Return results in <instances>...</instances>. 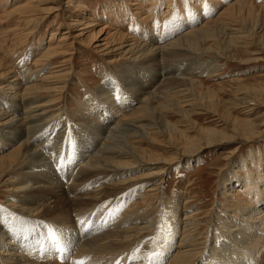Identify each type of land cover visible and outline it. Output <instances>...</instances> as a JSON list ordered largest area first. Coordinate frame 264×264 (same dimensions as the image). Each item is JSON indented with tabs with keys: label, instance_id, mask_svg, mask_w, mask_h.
<instances>
[{
	"label": "rangeland",
	"instance_id": "rangeland-1",
	"mask_svg": "<svg viewBox=\"0 0 264 264\" xmlns=\"http://www.w3.org/2000/svg\"><path fill=\"white\" fill-rule=\"evenodd\" d=\"M139 1L46 0L42 3L41 1L34 3L30 1L33 8L32 16L37 20L28 22L26 14H11V12L19 5L20 7L27 5L29 0H0V60H2L8 71H11L12 75L10 74V77H16L19 84L16 99H12L18 105V108L10 110L8 109L10 105L5 103L10 96L9 93L5 95L7 85L5 79L7 77L0 80V105L2 106H0V111L4 110L22 119L28 116V112L23 108L31 110L42 104L44 113L49 115L50 130H48V127L40 135L46 148L37 149L42 155L43 161L28 158L26 161H30L29 167H32L30 171L42 173L50 170V172H56L61 178L65 189H67V187H72V177L76 176L83 167L90 165L92 159L90 157L102 147V143H98L99 145L93 143L94 148L92 146L86 148L84 146H87L88 143L83 141L94 139L93 141L100 142L103 136L99 137L89 133L90 125H87L89 127H82L81 130L78 129V126H74V128L72 126L62 127L60 133L54 127L57 122L61 124L62 118L67 119L70 116L71 120L77 119L72 115L77 110L82 117L88 116L89 113L84 112L82 108L85 107L90 95L96 98L95 107L101 104L100 107L103 108L97 107L96 109L94 105L92 106L98 114L99 112L104 114L105 110L114 107L121 109V115L117 118L118 125L116 126L117 123L109 125L104 131L108 136H105V139L115 137L113 142L119 145H124L128 135L120 132L117 127L121 128L122 120H128L133 112L138 111L137 108L139 109L144 105V94L148 93L146 98L154 96L158 99L161 96L153 104L158 108L156 116L160 118L159 123L162 126L159 123L154 124L153 120L148 128L144 131L139 130L140 133L138 132L142 138H145L144 142H140V148L148 156L159 157V161L148 163L145 160L144 164L139 162L127 171V178H124L125 180H132L140 176L149 177V183L142 186L144 187L140 192L142 198L136 203L133 202L134 197L132 198V196L126 194L122 207L113 205L112 207L97 208L91 214L77 219L82 239L80 241L78 239L74 240L70 232L67 236L57 235L53 242L57 246L58 243L62 244L64 250L63 246L67 244L70 250L67 247V251H61L60 248L56 251L54 259L60 264L61 261L72 258L74 253L72 252L74 250L73 241L78 245H82L86 240L98 238L101 234L114 229L119 222L124 227V221H120L124 213V207L130 210L129 206L134 203L133 205L135 207L137 205L140 214L151 215L149 221H147L149 223L146 222L144 225L152 224V227L149 225L150 230L146 231L143 236L138 239L132 238L135 239L132 243L119 248V252L116 253L120 256L119 260L128 252H138L139 261L133 264H171L179 250L184 249L178 247L184 239L185 230H191L193 235L189 237V239L191 238L189 241L195 242L198 246H195L194 251H190H193L195 255L199 253L193 264H204L206 261L205 258L202 259L203 253L206 249L209 251L210 248L215 247L217 250L219 249V254H212V260L215 261L219 256L220 264L222 258L225 262L223 264H260L254 258L257 251L252 244L254 239L250 240L251 237H248V235H254L255 227H251L253 234L251 232L249 234L244 228L245 225L241 216L246 211L244 206L251 208L258 204V197L248 196L247 191L242 192L239 188L225 190L223 180L224 177L227 180L232 178V172L235 169L238 170L237 168L242 161L244 169L237 171L241 179L251 174L255 181L252 180L249 184L254 187L259 184L260 179V185L264 180V0H244L247 8L243 14H238V21H235L236 16L229 18L226 15H221L223 11H226L238 0H210L221 4V6L217 10L207 12L206 15H199L189 21L186 20L189 0ZM198 1H200L198 2L200 8L202 5L205 6L204 3L209 0ZM134 2L139 3L137 7L133 6ZM50 7L52 9L56 7L62 9L59 16H56L57 14L47 15V10ZM238 8H236V12H238ZM180 14L183 16L180 17ZM89 17L91 20H88ZM171 17L174 18L171 19ZM217 17L223 20V24L220 23L219 32L215 38H203L201 44L195 48L182 47L190 51L182 50L181 47L167 51V54L163 55L164 57L158 58L159 62L156 65L141 61H136L139 62L136 63L135 60L133 62V59L128 57L131 55L124 53L125 50L103 51L102 55L93 51L97 39L101 41L107 39L115 45L121 43L123 36L136 40L143 45L151 46L154 41L153 38L149 39L148 36L144 38L141 30L149 27L157 30L155 35L160 36L167 30L168 23L178 19L177 24L179 27H176L177 24L173 27V30L177 31L170 34L167 41L159 44L160 46L167 45L169 41L183 37V34H186L192 23L196 25V28H200L205 22L218 19ZM73 22H76L75 25H72ZM155 26L157 27L155 28ZM102 29L104 30L103 34L98 37L97 35ZM60 39H63L60 44L65 46V49L57 48V52L50 54L49 57L53 54L66 52V55L70 54L69 58L59 54L56 59H49L48 63L40 62L44 50L52 43H55L53 47L58 45ZM110 44L112 45V43ZM124 55L127 56L124 57ZM61 64L64 65L61 71L63 72L61 73L62 78H60L64 80L65 84L63 92L44 91L42 95L26 94L25 89L31 85L43 82L47 85L57 80L55 78L44 80V77L49 78L58 75L60 72L57 67ZM42 69L44 70L41 74H36ZM164 69L167 70L168 74L165 77H160L159 72ZM201 69H205L207 73H197ZM64 73L66 74L64 75ZM26 77H32V79ZM98 91L104 93L105 96L100 93L97 94ZM108 95L109 97H107ZM51 99L57 101L47 105ZM133 100H139L134 103V110L129 109V106L134 102ZM105 117L103 116V118ZM247 121L254 122L252 133L250 132L252 127L246 125L250 123ZM140 125L142 124H138V126ZM159 125L163 133L159 132L161 131ZM163 125L165 126L164 130L162 129ZM143 132L149 134L146 135ZM211 134H215L218 139L215 146L208 145V141H206V138ZM59 137L62 139L59 140ZM224 137L230 140L228 139L224 143L219 142ZM190 139L197 140L198 142L195 141L197 142L195 144H199L201 149H206L195 153L196 155L182 156L183 148L189 145L187 140ZM87 150L89 153H86ZM189 157H192L190 163L187 160ZM31 161L37 163L32 164ZM38 161L41 167H39ZM165 165H168L167 167H170V169L161 179L150 177L151 174L163 170L162 166ZM22 170L18 168L15 170L16 173L5 178L0 184V206H5V208L7 205L12 206L13 201L20 196H14L18 191L14 188L12 182H21L19 176L23 174ZM111 180H107L106 183H111ZM228 182L226 181V183ZM135 183L138 184V181H135ZM28 184V187L23 186L31 188L32 183ZM152 184L157 188L154 191L150 189ZM260 185L259 189L261 188ZM94 188L92 187L89 191ZM18 207H20V204L17 205V209L20 211L21 209ZM8 208L11 212V207ZM16 217L20 219V222L15 226V229L21 233L14 236L15 242L21 239V249L23 250L25 247V250H30L34 248L32 242L38 241L36 237L39 232L47 231L43 228L48 227L42 225L41 231L30 230L29 225L23 222L27 221L25 217L22 215ZM164 218L166 219L164 220ZM237 224L242 225L245 235L240 232L241 235L231 240L233 237L231 230L236 228ZM165 226H169L171 232L175 234L171 243L160 232V230L163 231ZM129 227L130 225L127 224L124 229ZM190 228H194V230L192 231ZM15 229L13 232H15ZM244 238L249 239L247 244L250 242L251 244L247 247L236 246V248L235 245ZM6 241L0 244L1 264L4 263L3 260L6 258H11L6 256L8 253L4 254V251L14 249L12 252H16L15 246L2 247ZM219 244L220 247H218ZM234 248L241 249V255L239 250L235 251ZM189 249L191 248L186 247L184 251ZM17 254L18 258L22 256L21 252H16ZM244 254H250V257L242 259ZM261 254L263 253L259 255ZM238 255H240V258ZM40 256L41 260L49 258L44 252H41ZM234 259H242V261L233 262ZM210 263L212 264V262ZM261 264H264V262Z\"/></svg>",
	"mask_w": 264,
	"mask_h": 264
},
{
	"label": "bare ground",
	"instance_id": "bare-ground-1",
	"mask_svg": "<svg viewBox=\"0 0 264 264\" xmlns=\"http://www.w3.org/2000/svg\"><path fill=\"white\" fill-rule=\"evenodd\" d=\"M30 1L33 3L37 2V1H41V3H42V1L45 2L46 0H37V1L36 0H33V1L29 0V3L27 5L25 4L21 7L19 5L18 8H15L11 12V14H17V13H20V14L22 13V15L26 14V17L28 18V20L27 19L26 20L28 22H31V20H33V21L37 20V18L32 16V14H33L32 9L33 8H32ZM136 1L140 2L139 0H136ZM198 2H200V1H198V0L190 1L189 0L188 5H187L186 20L189 21V20H192L193 18L198 17L199 15H206L207 12L210 13L211 11L217 10L221 6V4H219L215 1L209 0V1H206V3H204L205 6L202 5L199 8ZM138 4L139 3L134 2L133 6L137 7ZM237 7H239L238 12H236ZM246 8H247V6L245 5V1L244 0H238V2L234 3L226 11H223V13L221 15L222 16L226 15L229 18L231 16L232 17L236 16L235 21H238L239 20L238 14L239 13L243 14L245 12ZM61 10L62 9H60L59 7H56L55 9H52L50 7L47 10V12H48L47 15H53V14L56 15L57 14L56 16H59V14H60L59 12ZM177 12H178V10H177ZM181 14H180V17L183 16V15L181 16ZM172 18H174V17H171V19ZM20 19H22V18L20 17ZM88 20H91V18L89 17ZM222 22H223V20H220L219 18L215 19V20H210V21L205 22V24L200 28H196V25L192 23L193 25L191 24V27H188V31L186 32V34H183V37L177 38L175 40H171L168 42L169 44H167V45L160 46L159 44H161V43H163L169 39L168 36L170 34L177 31V30H173V27L178 23V19H176V20H172L170 23H168V25L166 26L167 30L160 36L155 35V31H157V30L150 29L149 27L141 30L144 38L147 36L149 37V39L153 38V40H154L152 42L153 46L152 45L150 46L147 44L143 45L142 43H140L136 40H133V39H130V38L123 36L121 43L115 44V45H113V42H110L107 39H103L102 41L97 39V41L94 43L95 47H93V51L97 54L102 55L103 51L110 52L113 50H116V51L125 50L124 53L127 55H131L128 57L133 59V62L135 60V62L136 61L150 62L151 63L150 65H156L159 62L158 58L163 56L164 54H167V51H170L172 49L176 50L178 47H181L182 50H186L185 48H182L185 46H189L190 48H195L197 45L199 46L201 44V40L203 38H205V39L215 38L217 33L219 32V28H220L219 25ZM231 22H232V20H231ZM75 23L76 22H73L72 25H75ZM26 26H28V24H26ZM156 27L157 26H155V28ZM176 27L177 28L179 27L178 24L176 25ZM136 28H138V27H136ZM105 30H107V29H105ZM103 31H104L103 29L100 30V32L97 36L98 37L102 36ZM108 33H110V32H108ZM107 38L111 39L110 37H107ZM62 41H63V39H60V41L58 42V45H56L55 47H53V45L55 43L50 44V46L46 50H44V52H43L44 54L41 56L42 58H40L39 61L40 62L44 61L43 63H46V62L48 63L49 59H51V60L56 59L60 53L59 54H53V55H51V57H49V56L52 53H56L57 48L65 49V46L60 44ZM110 43H112V45ZM186 51H190V50H186ZM108 52H107V54H108ZM62 54L65 55L66 57L70 56V54L66 55V52H63L60 55H62ZM177 54H179V53H177ZM127 55H124V57ZM103 56H108V55H103ZM136 63H139V62H136ZM160 63H161V61H160ZM63 66L64 65L61 64L60 66L57 67V68H59L60 73L58 72L59 74L56 75L55 77H49V78L47 76L44 77V80L45 79L49 80V79H53V78H55L57 80H55L53 83H50V84L48 83L47 85L44 82L41 84H37V85H31L27 89H25L26 94L27 95H34V94H38V95L41 94L42 95V92H44V91L45 92H47V91L48 92L49 91L50 92H59V91L63 92V89L65 88V84H64V80L60 79V78H62L61 73H63V72H61V71L63 70ZM43 70L44 69L40 70L36 74H41V72ZM52 73L56 74L55 72H52ZM197 73L205 74L207 72H205V69H201L200 71H197ZM10 74L12 75L11 71L10 70L8 71L7 67L4 65L2 60H0V80L2 78L4 79L7 77V79H5V82L7 83L5 95L6 94L8 95V93L10 95L7 99L8 101H6L5 103H8L10 105V108H8V109L12 110V109L18 108V105H16L15 102L12 101V99L13 100L16 99L19 84H18V79L14 76L10 77ZM36 74H33V75H36ZM65 74L66 73H64V75ZM167 74H168L167 70H165V69L163 71L159 72L160 77L161 76L165 77ZM37 76H39V75H37ZM29 77H26V78L32 79V77L31 78H29ZM189 84H191V83H189ZM14 90H16V91H14ZM117 90H116V93H117ZM13 92H14V94H13ZM100 92L101 91H98L96 93L98 94ZM161 93H163V92H161ZM100 94L104 95V93H100ZM109 95L107 97H109ZM144 95H145V98L143 101L144 105H142L139 109L137 108L138 111L133 112L128 120H122L123 123L121 125L122 127L120 126L121 128L117 127L118 129H120L119 130L120 132H122V133L124 132L125 134L127 133V135H128L127 138L125 139L124 145H119L117 143H114L113 139L115 137H112V138L110 137V138L105 139V136H106L105 133L106 132H104L106 130L107 126L117 123V118L120 117L121 112H122L121 109H116L117 107L112 108V106H111L112 109L107 110V111L105 110L104 114H101L100 112L98 114V112L96 110H94V107L96 104V98L93 95H90L88 97V99L85 103V107L82 108V109H84V112L89 113L88 116L82 117V115L77 110V111L72 113V115L74 117H76L77 119L71 120V118L69 116V118H67V119L62 118L61 124L59 122H57V124L54 127H56V129L59 131V133H60V130L62 127H67V126L71 127L72 126L74 128V126L75 127L78 126V129L81 130L82 127L84 128V126L90 125L91 127H90V130L88 131L89 133H92V135L94 134V135L99 136V137L103 136V139L100 140V142H95V141H93L94 139H87V140L83 139L84 140L83 142L88 143L87 146H84L86 148L90 147V146H92V148H94L93 143L94 144L95 143L96 144L102 143V147H100L99 150L97 149L98 151L90 157V158H92L90 165L89 166L85 165L86 167H83V169L76 176L72 177V180H73V182L71 184L72 187L71 188L67 187V189H65L61 178L57 175L56 172H50V170H47L46 172H42V173L41 172L40 173L32 172V171H30V168H32V167H29L30 161H26L28 158L40 159V161H43V157L38 152L37 149L38 148H46L45 143H44L43 139L40 137V135L42 133H44L45 130H47L49 127V123H48L49 115L44 113V110H43L44 107L42 106V104H41V106L35 105L36 107L31 109V110L27 109V108H23L28 112L27 113L28 116L23 117V115H22V117H23L22 119H20L21 117L20 118L17 117L15 114L5 112L4 110L0 111V155H1V157H0V184L3 182V180L5 178H7L8 176H11L13 173H16L15 170H17L18 168L23 169L22 175H20L18 173V175H20L19 179L21 180V182L20 181H18L17 183L12 182V185L14 186V188H16V191H18L20 193L19 194L17 192L16 194H14V196L15 195L16 196L20 195V196H18V198L15 197L16 200L13 201L12 206L7 205L6 208H5V206H2V205L0 206V244L3 241L7 240L5 245L2 247L6 248L7 246H15L16 252H18V253L21 252L22 256H19V258H18V254L16 255V252L15 253L12 252V251H14V249L6 250V252L4 251V254L8 253V255H6V256H9L11 258H6L5 260H3L4 261L3 264H58L57 261H55V259H54L55 255H56V251H58L60 248H61V251H65L68 246H67V244H64V246H63L65 248V250H64V249H62V244L58 243V246H57L53 242V240L59 234L67 236L68 233L70 232L73 235L74 240L78 239V241H80L82 239V237L80 235V230H79L78 225H77V219H81L84 216L91 214L97 208L112 207L113 205H117L118 207H122L124 205L123 204V202L125 200L124 196L126 194L128 196H132V198L134 197L133 202H136V203L138 200H140L142 198V195H140V192L144 188L142 186H145L146 184L149 183V180H148L149 177L148 176H145V177L140 176L136 179L131 178L132 180H125L124 178L127 175V171L132 169V167L135 166V164H137L139 162H142L144 164L145 160L148 163H153V162L159 161V157L148 156L140 148L139 144L141 141L144 142L145 138H142L139 135V133H140L139 130L144 131V129H146L150 126V123L153 122V120H154V124L159 123L160 118H158L156 116V111L158 108L155 107L153 103L156 100H158L161 96L158 99H156V97H154V96L152 98H149V97L146 98L148 93H145ZM151 96H152V94H151ZM3 101H5V100H3ZM56 101L57 100H55V99H51V100H49L47 105H50ZM109 101H110V99H109ZM133 101L134 102L133 103L131 102L132 104L129 106V109H133L134 105H135L134 103H136V101L138 102L139 100H133ZM30 105H31V103H30ZM93 105H94V107H92ZM100 105L101 104H99V106H97V107L101 108ZM176 105H179V104H176ZM97 107H95V108L97 109ZM184 107H185V105H184ZM101 109H103V108H101ZM51 113H53V112H51ZM25 115H26V113H25ZM105 115H106V117H105ZM107 115H108V117H107ZM103 116L105 118H103ZM247 122L251 123V124L249 123L246 125L252 127L251 130L249 129L250 132L252 133L254 131V126H253L254 122L253 123H252V121H247ZM118 123L116 124V126L118 125ZM143 123H145V124H143ZM138 124H142V125L138 126ZM160 125H159V128H160ZM87 127H89V126H87ZM111 128L114 129L113 126H111ZM117 128H116V130H117ZM164 128H165V126L162 129L164 130ZM48 130H50V127ZM108 130H110V129H108ZM116 130L114 131V133L116 132ZM160 130H161V128H160ZM110 131H112V130H110ZM159 132L163 133L162 130ZM72 133H74V132H72ZM144 133L146 135L149 134L148 132H143V134ZM49 134H51V133H49ZM52 134H53V132H52ZM172 135H173V132H172ZM52 137H53V135H52ZM55 137H57V136H55ZM106 137H108V136H106ZM139 137H141L142 139ZM59 138H60L59 140L62 139L61 137H59ZM85 138H87V137H85ZM228 139L229 138L224 137L222 139V141H219V142L224 143ZM76 140H77V138H76ZM217 140L218 139L216 138L215 134L214 135L211 134L206 138V141H208V145H210V146H215L216 145L215 143H218ZM195 141H197V140H194V139L193 140L190 139L189 141L187 140L189 145L187 147L183 148L184 150H183L182 156L186 157L187 155L188 156L193 155V154L198 153L199 151H201L203 149H206V148L201 149V146L199 144H195L198 141L197 142H195ZM86 153H89L88 150ZM191 158L192 157H189L187 159L189 163H190ZM31 162H32V164H34V162H36V161H31ZM39 163L40 162L38 161V165H39V167H41ZM38 165H36V166H38ZM42 166H44V165H42ZM167 166L168 165L162 166L163 170H160L159 172H157L155 174H151L150 177H153V178L159 177L161 179L162 176L167 172V170L170 169V167H167ZM237 169L238 170L244 169L243 161L239 164V167ZM237 171L235 169L232 172V178H229L228 180L224 177V180H223L224 189L225 190H230V189L234 190L235 188H239V190H242V192L247 191L248 196L250 195V196L258 197V202H257L258 204L254 205V203H253L254 206L251 208L244 206L246 211H244L241 216L243 218L242 222L245 225L244 228H246V230L249 232V234H250V232H251V234H253L251 231V227H253V226L255 227L254 228V230H255L254 235H248V237H251L250 240L254 239V242L252 244L257 249V251L255 252L254 258L257 262H259L261 264L264 262V232H263L264 231V180L262 181V184L260 185V180H261L260 179L259 184L256 187H254L253 185L249 184L250 181H252V180L255 181V178L251 174H248L245 178L241 179L240 176L238 175ZM111 178H112V180H111ZM107 180H111L112 182L106 183ZM135 181H138V184H136ZM226 181H229V182L226 183ZM30 182L32 183V187L27 188L29 186L28 183H30ZM23 185H25L27 187H24ZM259 185L261 187L260 189H259ZM35 186H37V187L35 188ZM92 187H95V188L92 189L91 191H89ZM151 187L152 188H150V189H153V191L157 189L154 184H152ZM131 192L133 194H130ZM9 202H11V201L9 200ZM18 204H20V207H18V208L21 209L22 211L21 210L18 211V209H17ZM133 204L134 203H132L129 206L130 210L125 209L126 207H124L123 216L120 218L121 222L124 221L125 226L127 224L130 225V227L128 229H124L125 226L124 227L121 226V224H119L120 223L119 222L114 229L101 234L100 237H98V238L88 239L82 245H78L73 241L72 242V245L74 248V250H72V252H74L72 254L73 257L70 259H67L66 261L60 262L58 260L60 262V264H117V263L133 264L136 261L138 262L139 261L138 260V252H128V253L123 255V258L121 260H119L120 256L118 254L116 255V253L119 252V248L124 247V246L132 243L135 240L132 238L138 239L139 237L143 236L146 231L150 230L149 228L152 227L151 226L152 224L151 225L149 224L151 227L149 225H144L147 221H149L151 215L149 216L148 214H143V213H141L142 214L141 215L139 213V210L137 209V205L135 207V205H133ZM8 207H11V210H12L11 212H9ZM14 209H17V210H14ZM24 211H25V213H24ZM149 213H150V211H149ZM17 215H19V216L22 215L23 217H25V220H27V221H23V222H25L24 224L27 223V225H29L28 227L30 228V230L41 231L42 225L48 227V228H46V227L43 228V229H47V231H41V232H39L38 235L36 234L37 235L36 239H38V241H36L35 243L32 242V245L34 246L35 249L31 248L30 250H25L26 248L23 245L24 249L22 250L21 249V247H22L21 246V244H22L21 239L20 240L18 239L19 241L15 242L16 240H15L14 236H17L21 233V232L19 233V231L17 232L15 229V226L20 222L19 221L20 219H18L16 217ZM236 215H238V213H236ZM123 217H124V219H123ZM165 219L166 218H164V220ZM188 219H186V220L190 222V220H188ZM147 223H149V222H147ZM188 224L191 225L190 223H188ZM193 224H194V222L192 223V225ZM222 227H224V226H222ZM13 228L15 229V232H13V230H14ZM195 228H196V226H195ZM244 228L242 227L241 224H237L236 228H233L231 230V232H232L231 234L233 236L232 238L230 237L231 240L237 238L238 235H241L240 232H242L245 235V233L243 232ZM190 229H192V231L194 230V228H190ZM220 229H222V228H220ZM220 229H219V231H220ZM175 231H176V228H175ZM224 231H226V230H224ZM258 231H262V232H258ZM160 232H161V234L165 235L166 239H169V242L171 243L175 234L173 232H171L170 227L165 226L163 231L160 230ZM177 232H178V230H177ZM233 233H235V234H233ZM231 234H230V236H231ZM158 235H160V234L158 233ZM192 235L193 234L191 233V230H185L184 236H183L184 239L181 241V244L179 245L178 248L186 249V247H188L191 249H189L187 251H184V249L179 250V253L172 260L171 264H193V262L197 259V256H199V253L195 255V254H193V251L195 250V246H198V245L195 244V242L189 241L191 239V238L189 239V237L190 236L192 237ZM12 241H14V242L12 243ZM248 241H249V239L244 238L243 240L239 241V243L237 245H235V247L236 246L247 247L251 244V242L249 244H247ZM185 244H186V246H185ZM183 245H184V247H182ZM218 247H220V244L218 245ZM236 248H234L235 251L239 250V254L241 255V249H236ZM68 250H70L69 247H68ZM190 250H193V251H190ZM41 252H44V254L48 255L49 258L41 260L40 259V257H41L40 253ZM210 252H212V253L210 254ZM260 253H263V254L259 255ZM212 254L218 255L219 249L217 250L216 247L210 248L209 251H207V249H206V251L203 253L202 259L205 258V261L207 262V264H209V262H212V264H215V263L220 264L219 256H218V258L215 259V261H213L212 260L213 259ZM240 255H238L239 258H240ZM249 255L244 254L242 259H245L246 257L248 258ZM110 256H112V257L110 258ZM242 259H234L233 262L234 261L240 262V261H242ZM206 262L204 264H206ZM221 262H222L221 264L225 263V262H223V258L221 259ZM252 262H254V261H252Z\"/></svg>",
	"mask_w": 264,
	"mask_h": 264
}]
</instances>
